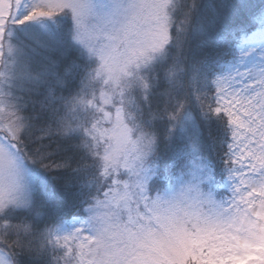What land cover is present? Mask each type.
I'll use <instances>...</instances> for the list:
<instances>
[{
    "label": "snow or ice",
    "instance_id": "obj_1",
    "mask_svg": "<svg viewBox=\"0 0 264 264\" xmlns=\"http://www.w3.org/2000/svg\"><path fill=\"white\" fill-rule=\"evenodd\" d=\"M0 264H264V0H0Z\"/></svg>",
    "mask_w": 264,
    "mask_h": 264
}]
</instances>
